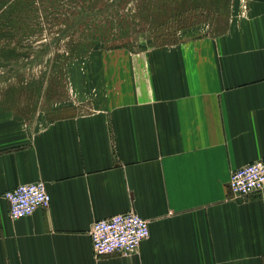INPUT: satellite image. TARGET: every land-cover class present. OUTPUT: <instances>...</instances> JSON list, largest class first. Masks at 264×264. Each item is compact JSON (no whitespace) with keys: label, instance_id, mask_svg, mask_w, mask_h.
I'll use <instances>...</instances> for the list:
<instances>
[{"label":"crops","instance_id":"1","mask_svg":"<svg viewBox=\"0 0 264 264\" xmlns=\"http://www.w3.org/2000/svg\"><path fill=\"white\" fill-rule=\"evenodd\" d=\"M147 61L107 107L21 128L0 115V264H264V192L229 188L264 159V0ZM38 181L50 206L12 219L6 192ZM129 211L150 236L96 255L93 223Z\"/></svg>","mask_w":264,"mask_h":264},{"label":"rangeland","instance_id":"2","mask_svg":"<svg viewBox=\"0 0 264 264\" xmlns=\"http://www.w3.org/2000/svg\"><path fill=\"white\" fill-rule=\"evenodd\" d=\"M248 1L0 0V115L21 128L107 107L150 55L226 34Z\"/></svg>","mask_w":264,"mask_h":264},{"label":"built area","instance_id":"3","mask_svg":"<svg viewBox=\"0 0 264 264\" xmlns=\"http://www.w3.org/2000/svg\"><path fill=\"white\" fill-rule=\"evenodd\" d=\"M229 188L235 197L240 198L263 193L264 159L232 171ZM5 197L14 220L27 217L39 208H47L51 203V196L43 181L21 184L7 191ZM90 235L96 255L119 253L128 256L135 253L150 236V226L146 219L129 211L96 220Z\"/></svg>","mask_w":264,"mask_h":264}]
</instances>
